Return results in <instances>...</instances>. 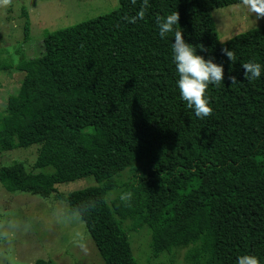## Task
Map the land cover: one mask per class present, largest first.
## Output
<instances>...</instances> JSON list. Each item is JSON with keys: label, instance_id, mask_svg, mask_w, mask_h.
I'll return each instance as SVG.
<instances>
[{"label": "trees", "instance_id": "1", "mask_svg": "<svg viewBox=\"0 0 264 264\" xmlns=\"http://www.w3.org/2000/svg\"><path fill=\"white\" fill-rule=\"evenodd\" d=\"M243 1L118 0L46 31L39 55L8 67L23 78L0 115V153L40 147L0 183L66 201L105 264H140L127 220L149 228L154 257L264 264V25L221 42L211 16ZM125 169L134 182L109 202ZM86 176L97 185L56 188Z\"/></svg>", "mask_w": 264, "mask_h": 264}, {"label": "rangeland", "instance_id": "2", "mask_svg": "<svg viewBox=\"0 0 264 264\" xmlns=\"http://www.w3.org/2000/svg\"><path fill=\"white\" fill-rule=\"evenodd\" d=\"M118 6V0H0V115L5 114L7 99L17 93L23 78L22 72L11 67L41 53L46 31L95 18ZM24 11L29 19L27 37ZM211 16L219 40L225 42L240 32L264 25V0L214 8ZM39 147L40 144H32L0 153V167L22 162L31 171ZM133 182V173L125 169L107 200L114 199L123 184ZM92 185H97L95 179L86 176L57 184L56 188L67 194ZM123 228L140 264H187L188 248L176 247L154 257L147 226H134L127 220ZM38 259L51 264H105L84 222L77 212L69 211L66 201L56 199L54 194L41 197L8 191L0 183V264H35Z\"/></svg>", "mask_w": 264, "mask_h": 264}]
</instances>
